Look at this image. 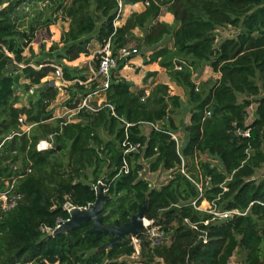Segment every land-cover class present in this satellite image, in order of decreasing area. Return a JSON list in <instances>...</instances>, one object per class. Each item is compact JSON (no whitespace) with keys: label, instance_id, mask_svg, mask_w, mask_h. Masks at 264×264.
Masks as SVG:
<instances>
[{"label":"trees","instance_id":"obj_1","mask_svg":"<svg viewBox=\"0 0 264 264\" xmlns=\"http://www.w3.org/2000/svg\"><path fill=\"white\" fill-rule=\"evenodd\" d=\"M139 2L143 11L116 24L125 5ZM165 12L174 23L160 20ZM59 18L69 23L62 46L54 47L61 48L60 62L30 64L26 48ZM227 26L237 34L219 40ZM137 28L143 32L138 48L154 49L150 60L160 58L186 90L191 116L184 144L172 135L170 101L178 97L168 84L159 82L146 95L112 73L103 90L101 75L90 86L79 81L89 78L88 71L93 77L100 55L85 70L61 62L107 42L117 57L121 48L137 49L129 46ZM127 60L119 58L115 70ZM22 63L24 81L14 73ZM56 64L69 91L67 110L96 89L107 92L105 105L80 111L77 121L55 116L60 89L43 79ZM205 65L220 78L197 84L193 74ZM123 120L132 123L129 139L141 143L139 152L124 153ZM145 124H152L148 134ZM51 133L55 147L39 151L38 142ZM124 160L129 171L120 174ZM262 167L264 0H0V194L16 199L7 210L0 199V264H230L233 257L237 264H264V180L254 177ZM160 169L171 177L156 187L144 174ZM100 181L112 196L101 211L105 225H123L146 203L145 217L153 222L136 236L138 254L132 236L100 248L109 234L89 232L92 220L50 236L71 217L64 204L89 207ZM204 201L210 208L201 209ZM233 210L238 212L214 214ZM152 228L160 236H152Z\"/></svg>","mask_w":264,"mask_h":264},{"label":"crops","instance_id":"obj_2","mask_svg":"<svg viewBox=\"0 0 264 264\" xmlns=\"http://www.w3.org/2000/svg\"><path fill=\"white\" fill-rule=\"evenodd\" d=\"M146 8L145 4L142 2L136 3V4H127L123 8V16L124 18H121V22L119 24H123L128 16H130L133 12H141ZM174 15L171 12H165L161 15L160 20L165 21L169 24L174 23ZM136 39L137 37H142L143 32L137 28L135 31ZM139 40H132L129 43L130 47H134L138 49V52L133 54L124 64V66L120 69L113 70V73L117 77H124L128 81L131 82V90L132 91H139L144 90L146 95H148L153 87L161 82L168 84L171 87V96L178 97V100H171L170 101V109H171V116L173 117L174 126L176 130L174 133H172L173 137L178 141V144H184L187 140L185 128L188 124H190V104L188 102V97L186 94L185 88L178 84L176 81L172 80L167 68L160 63V58L158 60H150V55L153 53L154 49L151 48H138ZM169 46H172V43L170 40L167 43ZM162 45V43H161ZM160 45V46H161ZM99 49H97L98 51ZM97 51H93L94 54ZM83 55V54H82ZM90 54L89 56H92ZM86 57V55L84 54ZM90 67H92L91 61L89 62ZM89 67V68H90ZM79 68H87L84 66H79ZM86 75L89 77L86 81H80V83L90 86L91 85V77H90V71L86 72ZM220 78V73L214 72L211 66L205 65L193 74V79L197 84H200L201 82L208 81L210 79L216 80ZM78 79L74 80L76 82ZM72 84V82H70ZM95 92V93H93ZM91 94V101L93 105H99L104 104L107 101V92H104L101 90L96 89L95 91H90ZM64 94V100L63 102V109L61 113H55V116H65V114L68 113L67 110V104L66 100L69 98V91H64L63 93L60 92V96H63ZM79 97H83V93L80 92L77 93ZM58 100H56L54 103H56ZM54 103L52 104V107L54 106ZM56 112V111H55ZM72 116L73 119H70V121H77L80 119L79 113H76ZM159 125V124H157ZM152 129V124H145L143 126V130L145 134H148L150 130ZM205 156H207L205 154ZM208 159V158H207ZM160 171H163L162 169L158 171H154L150 173H158ZM169 175V178L165 181L167 182L171 177V172L166 171ZM164 182V183H165ZM151 183V182H150ZM152 184V183H151ZM155 186V185H153Z\"/></svg>","mask_w":264,"mask_h":264},{"label":"rangeland","instance_id":"obj_3","mask_svg":"<svg viewBox=\"0 0 264 264\" xmlns=\"http://www.w3.org/2000/svg\"><path fill=\"white\" fill-rule=\"evenodd\" d=\"M39 6L44 7L45 4L40 3ZM121 18H124L123 12H122ZM120 22H121V20L117 21L116 24H119ZM68 26H69V23L67 21H63L59 18L58 22L56 24L50 26L49 31L45 28H42L40 31H38L37 37L31 43V46L27 47L25 52H24V54L26 55V57L28 59V62L30 64L36 66V67H39V65L36 64L37 61H47V60L53 61V60H56L57 62H60L57 60V55L61 52V48L60 47L54 48V47L56 45L58 46V44L60 46H62V43L60 42L61 36H62V33L64 32V30L68 28ZM237 32H238L237 29L230 27V26H227L225 28H220V30L218 32V38L220 40L222 37L235 36L237 34ZM91 51L93 53L92 56L86 55V57H85L84 54L83 55L81 54L79 58H77L73 61L63 59V61H61V62L65 65L69 66V67H79V66L87 67L89 65V62L91 61V63H93V65L95 66L96 65L95 55H96V53L98 55H100L101 49L98 50L95 54L93 52L94 50H91ZM56 65L59 67L61 66V68H62V65H60V64H56ZM24 66H25V64L22 63V64L17 65L14 68V71H15L14 73L16 74L17 78H19V80H22V81L25 80V79H23V73L21 71V68ZM96 72L97 71L92 70L93 77H91V80H93L94 73H96ZM60 77L61 76H59V74H57L56 71H54L48 77L44 78L43 81L53 80L54 81L53 83L56 84L59 87L60 92L63 93L65 91L64 90V84L62 83ZM31 91H33V90H31ZM24 97H26V96L24 95ZM57 100L58 101L56 103H54L53 107L55 108V111H56L55 113H61L62 109H63V105H62L63 102L62 101L64 100V94H63V96H60V93H59ZM23 102H26V100L24 99ZM254 111H255V105H253L249 108L250 117L248 119V122H251L252 118L254 117ZM65 117H67V120H70V119H73V117H75V116H72L70 113H67V114H65ZM24 129L29 131L30 128L25 125ZM203 158H205V159L208 158L211 161H213V163L220 166V163L218 160H215V159L209 157L208 155L207 156L203 155ZM168 175L169 174L166 171H160L158 173H150L148 170L144 174V176L152 183V185H155L156 187L161 186L169 178ZM254 177L257 180H264V167H262L261 169H258V171ZM0 199L6 200V198H3V197H0ZM209 206L210 205L208 204V202L204 201L201 204V209H207V208H209ZM147 221H150V220L145 218V223ZM144 226H145V224H144ZM144 226H143V228H145ZM230 264H237V258L233 257Z\"/></svg>","mask_w":264,"mask_h":264},{"label":"built area","instance_id":"obj_4","mask_svg":"<svg viewBox=\"0 0 264 264\" xmlns=\"http://www.w3.org/2000/svg\"><path fill=\"white\" fill-rule=\"evenodd\" d=\"M122 6V5H121ZM137 49H130V48H121L119 50V54H118V57L115 56L113 54V51H112V48H111V44L110 42H107L102 48H101V51H100V63H99V68L97 69V72L94 73V78L93 79H96L98 77V75H101V77L103 78V82H102V89L103 90H106L108 89V87L110 86V83H111V78H112V73H113V70L117 68L118 66V59H128L130 56H132L133 54L137 53ZM56 73L59 74V76H61L60 78L62 79V74H63V71H62V68L57 66L56 65ZM180 68V67H179ZM62 81V80H61ZM62 83L64 84V82L62 81ZM95 93V92H93ZM91 94L92 93H89L88 95H86L81 101L80 103L78 104L77 108L75 109H69L68 110V113H70L71 115H74L76 113H79L80 111L86 109V110H89V111H92V112H96L98 111L101 107H103L105 105L104 104H97V105H93L92 104V101H91ZM111 108H113L111 106ZM113 114H115V112L113 111ZM23 119H21L22 121ZM124 123H125V130H126V136H125V139L122 143V145L124 146V153L125 154H130V153H134V152H139L140 149H141V143L139 142H133L129 139V132H128V128L132 125L131 122H128L126 120H123ZM27 126V125H26ZM29 127V126H27ZM246 135H248V132L245 133ZM55 147V133H51L48 135V137H45L44 139H41L38 144H37V149L39 151H46V150H49L51 148ZM129 171V165L127 163L126 160H124V164L122 166V169L120 171V174L122 172H125L127 173ZM100 185L103 186V189H104V192L107 193V188H104V184L100 181ZM97 187L98 185H95V190L96 192L98 191L97 190ZM0 197H3V198H6L5 199H2L4 201L3 203V208L5 210L7 209H10L11 207H13L16 203V199L15 197L12 198V199H8L7 195L5 194H1ZM19 197V196H17ZM90 205V204H89ZM64 207L65 209L71 214V211L76 208L77 206L67 202L64 204ZM77 208H83V207H77ZM210 208V206H209ZM238 211L236 210H233V211H226V212H214V214L216 215H221V216H228L232 213H237ZM63 222V220H60L59 224L57 227H59ZM153 221H147L145 223V228H149V225L152 223ZM56 227V228H57ZM55 228V229H56ZM50 230V229H49ZM148 232L152 235V236H155V237H158L160 236L161 233L157 232L155 228H152V229H148ZM133 239V242H134V245L136 247V253L138 254L139 253V240L136 238V237H132Z\"/></svg>","mask_w":264,"mask_h":264},{"label":"water","instance_id":"obj_5","mask_svg":"<svg viewBox=\"0 0 264 264\" xmlns=\"http://www.w3.org/2000/svg\"><path fill=\"white\" fill-rule=\"evenodd\" d=\"M58 149H60V146H58ZM97 190V199L93 204L87 208H74L71 211L70 219L54 229L50 236L53 237L59 235L82 225L86 221L92 220L93 226L88 229L89 232L95 234H109L108 241L100 247L102 249L111 248L114 244L122 242L126 237H136L145 224L146 203L142 205L138 212L134 213L130 220L123 225H105L103 224L101 211L104 207L105 201L112 198V196L104 192L102 185H98Z\"/></svg>","mask_w":264,"mask_h":264}]
</instances>
